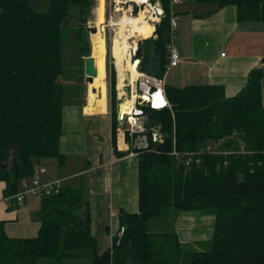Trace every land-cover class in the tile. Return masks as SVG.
Segmentation results:
<instances>
[{
	"label": "trees",
	"instance_id": "trees-1",
	"mask_svg": "<svg viewBox=\"0 0 264 264\" xmlns=\"http://www.w3.org/2000/svg\"><path fill=\"white\" fill-rule=\"evenodd\" d=\"M32 1L0 0V181L12 199L42 160L56 158L62 165L66 159L60 149L67 105L60 82L65 32L76 33L83 61L91 55L87 22L95 0H36L46 9ZM184 1L235 5L238 20L264 21V0ZM162 3L170 19L171 0ZM155 35L140 43L137 58L140 70L163 78L170 29L159 25ZM109 41L115 144L117 72ZM263 76V66L253 68L232 97L217 85H166L171 107L143 106L149 146L135 150L139 211L120 213L121 235L110 249L98 251L84 190L62 185L58 193L40 197L36 236H9L0 220V264H264ZM155 127L162 142L153 140ZM165 210L172 228L152 235L150 221ZM189 210L215 216L209 250L184 249L175 222Z\"/></svg>",
	"mask_w": 264,
	"mask_h": 264
},
{
	"label": "crops",
	"instance_id": "crops-1",
	"mask_svg": "<svg viewBox=\"0 0 264 264\" xmlns=\"http://www.w3.org/2000/svg\"><path fill=\"white\" fill-rule=\"evenodd\" d=\"M171 4L177 22L172 45L179 52L180 63L164 74L165 86L217 85L226 97H232L246 85L253 68H264V21L238 20L235 5L184 0ZM103 8L104 0H99L95 12ZM154 64L150 62L148 67L154 69ZM262 99L264 103V76ZM89 105L84 101L64 108L60 149L66 159L62 165L57 161L60 175L54 178L84 190L90 203L92 233L99 253H103L112 247L114 237L121 235L120 213L139 211V160L137 155L131 156L133 147L120 125L114 144L110 106L104 113H88L85 107ZM4 189L5 182L0 181V220L5 221L7 234L36 236L41 226L40 198L28 195L18 202L7 198ZM214 225L213 214L198 210L180 212L175 222L183 244L210 241Z\"/></svg>",
	"mask_w": 264,
	"mask_h": 264
},
{
	"label": "built area",
	"instance_id": "built-area-1",
	"mask_svg": "<svg viewBox=\"0 0 264 264\" xmlns=\"http://www.w3.org/2000/svg\"><path fill=\"white\" fill-rule=\"evenodd\" d=\"M180 0H171V2H179ZM142 10L147 11L146 19L154 25V30L150 37L155 36L157 26L162 24L163 17L165 16L164 7L160 6L158 1L152 0H105V23L104 27H107L110 31V40L114 42L118 36V29L120 28L119 19L127 16H135L141 13ZM176 18L171 15L169 19V29L171 32V41L168 45L169 49V63L166 67L168 70L171 67H175L180 63V55L177 50L173 48V41L176 38L172 31L176 27ZM92 26V25H90ZM94 26V25H93ZM130 24H128L126 35L129 37L130 44L128 47L127 55L133 62V65L137 69V78L135 84L127 79L124 89L126 90V97L134 98V105L131 112L124 114L120 112L119 103L122 101L119 91L117 90L118 99V120H122L126 115L125 123V137L126 132L130 136V145L133 150L130 151L131 156L137 155L136 149L147 148L149 146V140L147 135L146 121L148 119L147 114L144 112L143 106H150L154 109H161L164 107H171L168 100L164 79L156 75L147 73L140 70V59L137 58L140 42L146 38L142 36H134L130 32ZM104 35L106 37V31L104 28ZM122 38V37H121ZM149 38V37H148ZM111 62L116 69L115 60ZM117 71V70H116ZM160 100V102H159ZM154 141H163L162 133L158 127L152 130ZM207 149L211 150L212 146H208ZM213 152H216L213 150ZM218 152V151H217ZM174 153H176L174 151ZM191 157L189 158V160ZM62 179H55L51 177L49 169L42 164H39L35 174L31 179H23L21 181L22 190L16 193L13 198L18 202H22L28 195L36 197L50 196L54 193H58L62 187Z\"/></svg>",
	"mask_w": 264,
	"mask_h": 264
},
{
	"label": "bare ground",
	"instance_id": "bare-ground-1",
	"mask_svg": "<svg viewBox=\"0 0 264 264\" xmlns=\"http://www.w3.org/2000/svg\"><path fill=\"white\" fill-rule=\"evenodd\" d=\"M103 13L105 14V5L103 8ZM146 16L147 11L142 10L141 13L135 16L130 17L125 15L124 17L119 19L120 28L118 29V36L113 42V56L116 64V70H118L120 78V87L118 86V91L121 90L122 87V89H124L126 83L125 81H127V79L135 84V80L138 76L137 69L127 55L128 47L130 44V40L128 39L129 37H127L126 35L128 24H130V32L133 33L132 37L142 36L144 38H148L152 35L154 25L146 19ZM104 23L105 19L103 20V23L100 19L96 21L97 31L94 34L97 33L98 36L95 40L92 56L95 60L97 75L94 76L92 82H87L89 97L88 102L90 103V105L86 106L85 110L88 113H104L108 110V85L106 70L107 45L104 35ZM126 94V92H123L122 94L119 91L120 98H122V101L119 103V108L120 112L124 114L131 112L135 98L126 97Z\"/></svg>",
	"mask_w": 264,
	"mask_h": 264
},
{
	"label": "rangeland",
	"instance_id": "rangeland-1",
	"mask_svg": "<svg viewBox=\"0 0 264 264\" xmlns=\"http://www.w3.org/2000/svg\"><path fill=\"white\" fill-rule=\"evenodd\" d=\"M99 0L94 1V5L92 7V11L88 17V22L87 26L90 25H96L97 20H103L105 19V14L103 11L95 12L96 7L98 6ZM32 4L38 8V9H46L45 5H39L36 0L32 1ZM102 5V4H101ZM105 5V4H104ZM220 5V4H219ZM103 6V5H102ZM193 6V5H192ZM197 6H202L203 8H207L206 6L210 5H197ZM199 8V7H198ZM200 9V8H199ZM103 18V19H102ZM106 31V45L108 44V41L110 40V31L107 27H105ZM98 34L91 33L88 31V37H89V42L91 45V54L93 55V48L95 44V40ZM65 72L64 75L60 78V82L64 84L65 86V91H66V104L71 105L73 103H80L87 100V91H88V84L85 81V71H84V61L81 57V54L78 49V42H77V36L74 31H69L67 30L65 32ZM111 41V42H110ZM109 42L111 43V58L114 59L113 56V41L110 40ZM86 57V56H85ZM83 57V58H85ZM106 61H107V51H106ZM111 62V60H110ZM108 63L106 62V70H107V87H108V106H110L111 109V87H112V75H111V69L110 66H107ZM116 88L118 90V86L120 87V78H119V72L118 70L116 71ZM126 82V81H125ZM119 83V84H118ZM124 85V83H123ZM123 88V87H122ZM119 90L120 93L123 94L125 93L126 90L122 89ZM66 105V106H67ZM87 105V103H86ZM118 109V101L115 102V112H117ZM42 163L45 164L50 171L51 176L57 177L59 176V171L60 167L57 164V159L56 158H47L42 160ZM167 210H165L161 215L153 218L150 223V232L152 235L159 236L160 233L165 231L166 229H171L172 228V222H167ZM184 249L193 251V250H209L211 248L210 241L207 242H199V243H188L184 244Z\"/></svg>",
	"mask_w": 264,
	"mask_h": 264
},
{
	"label": "water",
	"instance_id": "water-1",
	"mask_svg": "<svg viewBox=\"0 0 264 264\" xmlns=\"http://www.w3.org/2000/svg\"><path fill=\"white\" fill-rule=\"evenodd\" d=\"M157 1L160 4V6L163 7L162 0H157ZM161 28L164 31L169 30V18L166 15L163 17ZM87 29L91 33H95L97 31L96 25L88 26ZM84 71H85V81H86V83L87 82H92L93 79H94V76L97 75V68L95 66V60H94L92 54L89 55V56H86L84 58ZM125 123H126V115L124 116V118L122 120H119L118 125H120L121 128H125ZM7 165L8 164H5V166H7Z\"/></svg>",
	"mask_w": 264,
	"mask_h": 264
}]
</instances>
